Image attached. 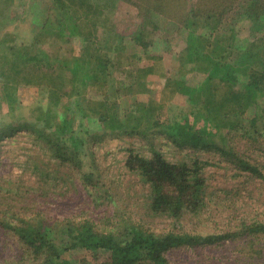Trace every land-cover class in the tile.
I'll use <instances>...</instances> for the list:
<instances>
[{
	"label": "trees",
	"instance_id": "trees-1",
	"mask_svg": "<svg viewBox=\"0 0 264 264\" xmlns=\"http://www.w3.org/2000/svg\"><path fill=\"white\" fill-rule=\"evenodd\" d=\"M17 1L0 0V142L31 132L38 151L26 163L47 189L60 185L64 195L78 194L72 179H79L93 195L99 168L91 143L145 136L144 123L179 147L220 154L235 177L264 184V34L241 39L245 26L264 22V0H52L44 6L32 0L20 24L13 15ZM122 3L137 10L135 31L117 26ZM38 4L46 6L43 24L31 15ZM29 20L36 23L31 37L20 40L21 24ZM76 37L83 40L79 53ZM165 54L184 69L172 67L166 76L178 82L181 101L156 116L148 110L136 115L134 96L147 93L146 82ZM146 61L153 65H142ZM192 73L203 80L188 84ZM22 88L30 89L33 102L22 99ZM124 97L134 99L128 110ZM151 148L152 156L131 149L125 164L149 186L148 214L175 221L202 214L210 192L201 161L171 162ZM39 188L33 186L30 196L19 183L0 179V264H172L169 254L179 249L192 250L195 264H264L261 215L224 232L176 226L159 233L130 211L109 215L112 224L91 214L77 218L72 209L51 214L38 202L49 191ZM74 250L87 255L79 262L64 257Z\"/></svg>",
	"mask_w": 264,
	"mask_h": 264
},
{
	"label": "rangeland",
	"instance_id": "rangeland-1",
	"mask_svg": "<svg viewBox=\"0 0 264 264\" xmlns=\"http://www.w3.org/2000/svg\"><path fill=\"white\" fill-rule=\"evenodd\" d=\"M29 1L32 0L17 1V6L13 9L16 23H21L22 17L25 16L23 6H27ZM38 2L44 6L45 4H52L53 1L38 0ZM41 5L39 6L38 4L37 9H34L35 13L32 11L31 14L33 18L36 17V19H39L40 23L45 22L48 16L45 9L46 6L42 8ZM136 14V8H133L127 3H122L117 17L115 18L117 26L119 28L122 26L123 28L135 31L139 27L138 24L140 22L135 18ZM35 24V20H29L21 24L20 28L22 31L20 32L19 29L20 40L30 39ZM166 27L167 30H174L175 26L168 23ZM263 34L264 22H260L250 27L245 26L241 32V36L243 37L241 39H249V37L252 39H259ZM179 43L180 40L177 41V45ZM74 45L76 52L79 53L83 45V40L76 37L74 39ZM164 59L166 60L165 63L163 62L165 60L155 63L153 68L156 75L150 77L146 82L147 93L135 94V100L148 101V104H143V101H140L138 110H136V115L144 114L148 110V114L152 112L149 116H153V110H157L155 113H162L170 102L175 103L176 100L179 102L181 101L177 96L179 87L178 82L163 77L168 69L172 67L176 69L178 67L182 68V66H180L177 57L170 54H165ZM152 63L151 61H146L143 62L142 65H153ZM181 70L184 72L183 68ZM178 71H180V69ZM187 71L188 69H186V72ZM176 74L178 75L177 72ZM196 74L197 73H192L188 75V84L196 85L203 80V77ZM29 90L30 89L22 88L19 91L20 96L25 102H33ZM128 98L130 99L128 100ZM134 99L131 97H124L121 101L123 108L128 110ZM193 107L196 108L194 104ZM25 115L27 116V112ZM144 125L146 131L145 133L143 132V134H145V136H109L103 138V141L99 140L91 143V149L96 152V166L99 168V173L96 171L94 176V182L98 183L97 181H99V185L97 189H94L95 192L91 196L84 191L87 187L85 188L79 179H72V183H76L79 186L80 193L78 192V194H76L74 190H71L70 194L67 195H64L60 185L57 187H55V185H48L50 188L47 189V186L42 184L43 182H40L39 177L34 173V167L26 163L28 157L37 154L38 151L37 147L32 143L33 134L27 130L20 131L11 139L0 142V179L2 181L11 180L12 183L13 181L19 183L23 190H28V192H30V196H34L32 192L35 191L32 190L33 186L34 188L39 186L41 192L44 190L49 191H46V197L40 199L38 202L41 203L42 207L45 206L48 208L51 214L53 213L54 215L61 216L66 211L67 214H71L69 210L72 209V215H78L77 218H84L83 213L91 214L97 216V219L102 223L112 224V220L108 219L109 215H113L115 212H119L120 215L122 211L127 213L130 211V214H132L134 218L138 220L141 218L151 223L150 226H152V229L159 233L173 230L176 226L183 231H193L202 234L224 232L239 227L244 220L257 219V215L264 217V184H262V181L251 180L246 182V180H244L245 177H235L234 174H236V170L233 168L231 169V163L220 154H216L214 151L197 150L188 146L179 147L167 136H159L156 133L151 134L153 128L147 129L148 125L145 123ZM152 145L160 150L171 162H187L191 164L196 159L201 161V165L204 166L203 174L208 177L210 192L208 198L209 206L202 214L199 216L187 215L180 221L163 217H153L148 214L146 203L149 200V186L146 185L139 176L128 172L125 164L126 157L131 149L136 153L152 156ZM42 158L44 161L50 159L48 156H43ZM88 161L92 164L91 159H88ZM49 165H52V163ZM92 170L93 166H88L87 172H91ZM72 183L65 185L73 186ZM7 186L11 185L7 184ZM239 188L241 190H239ZM89 189H91V187H89ZM54 196L63 197H60L61 200H55L53 199ZM95 198H97L98 201ZM92 199L95 200L91 202ZM35 203L32 204V206L36 208ZM83 208H85V210L80 212L79 210ZM119 219L120 217L118 220ZM1 244H3L2 241ZM223 249L224 248L220 250L221 253ZM86 255L87 253L84 250H74L66 253L64 257L74 262H79L80 259L86 257ZM193 255L194 252L187 249L175 250L173 253L169 254L172 264H195ZM191 258L193 260L192 262Z\"/></svg>",
	"mask_w": 264,
	"mask_h": 264
},
{
	"label": "crops",
	"instance_id": "crops-1",
	"mask_svg": "<svg viewBox=\"0 0 264 264\" xmlns=\"http://www.w3.org/2000/svg\"><path fill=\"white\" fill-rule=\"evenodd\" d=\"M163 60H165V59H163ZM173 60V59H172ZM164 63L166 62V60L165 61H163ZM171 63H172V61H171ZM167 69H168V67H167ZM169 70V69H168ZM168 70L164 73V77L163 78H167L166 76H167V72H168ZM154 77V76H153ZM165 80V79H164ZM136 100H138L139 102L140 101H143V104H148V101H144V100H139V99H136ZM158 114H160L159 112L158 113H153V116H156V115H158Z\"/></svg>",
	"mask_w": 264,
	"mask_h": 264
}]
</instances>
